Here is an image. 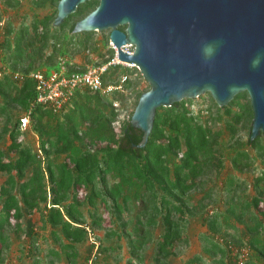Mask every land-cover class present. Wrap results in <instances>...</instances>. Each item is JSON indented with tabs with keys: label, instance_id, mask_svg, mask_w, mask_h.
I'll return each mask as SVG.
<instances>
[{
	"label": "trees",
	"instance_id": "16d2710c",
	"mask_svg": "<svg viewBox=\"0 0 264 264\" xmlns=\"http://www.w3.org/2000/svg\"><path fill=\"white\" fill-rule=\"evenodd\" d=\"M59 1L34 0L37 6L52 4L56 9L30 25L23 23L18 30L8 28L3 43L4 50L10 52L12 70L0 76V116L6 119L2 131L10 139L7 147L0 148V176L6 175L0 184V264H4L13 237H26L34 263L43 264L36 254L43 249L39 229L50 231L45 237L52 244L46 251L48 264H54L62 254L70 264H77L81 245L89 246L85 257L89 264L94 244L89 241L88 228L96 235L97 230L105 229L103 239L97 236L102 257L114 249L106 243L115 238L126 240L130 264H142L149 247L153 248L152 264H169L178 249L189 242V217L207 208L212 199L210 190L198 201L193 192L206 187L209 172L223 168L226 147L233 149L230 162L239 172L256 168L251 151L264 163V134L251 139L250 96L244 91L220 106L209 93L208 117L203 110L193 109L194 99L162 106L144 147L139 146L143 131L130 120L121 133L115 129L114 123L125 108L123 93L109 97L99 91H77L69 103L54 112L37 102L36 82L28 74L36 70L35 63L44 56L50 41L53 49L48 61L59 54L96 50L94 32L73 30L78 20L99 5V0H88L55 26ZM5 3L14 6L20 0ZM104 34L108 44L110 36ZM114 53L110 47L109 56L101 62L110 60ZM122 67L112 66L104 81L116 80L118 72H131ZM17 70L21 76L16 75ZM126 86L130 88L132 80ZM115 100L121 101L119 107L114 106ZM14 110L24 116L15 119ZM25 116L29 123L24 128ZM27 129L36 134L37 146L23 139ZM242 129H249L246 141L238 136ZM227 133L229 140L224 139ZM251 187L252 194L247 192L245 180L227 176L223 187L227 197L222 206L204 217L203 254L185 264L203 263L205 255L211 264H238L239 254L231 247L249 249L244 264H264V168L254 176ZM37 213L40 223L32 219ZM228 234L231 238H224ZM102 259H92V264H105Z\"/></svg>",
	"mask_w": 264,
	"mask_h": 264
},
{
	"label": "water",
	"instance_id": "95a60500",
	"mask_svg": "<svg viewBox=\"0 0 264 264\" xmlns=\"http://www.w3.org/2000/svg\"><path fill=\"white\" fill-rule=\"evenodd\" d=\"M88 0H60L55 26ZM124 26L125 29H121ZM110 30L120 61L136 66L150 89L130 117L143 131L140 147L152 133L157 110L210 93L220 106L247 91L253 109L251 139L264 134V0H99L78 20L75 33ZM217 41L205 63L201 46ZM131 43L133 53L123 46Z\"/></svg>",
	"mask_w": 264,
	"mask_h": 264
},
{
	"label": "rangeland",
	"instance_id": "374dc122",
	"mask_svg": "<svg viewBox=\"0 0 264 264\" xmlns=\"http://www.w3.org/2000/svg\"><path fill=\"white\" fill-rule=\"evenodd\" d=\"M56 9L55 5L47 4L44 6H37L34 3V0H20V3L18 5L14 6H7L5 3V0H0V71H6L11 72L10 67V59H9V53L4 50L3 43L5 42V38L8 37L7 30L8 28L12 27L14 30H18L23 23L30 25L32 21L36 18L41 19L47 15H51L54 10ZM11 24V26H10ZM54 24V23H53ZM107 33L109 35L110 30H105L102 32L94 31V42L96 43L97 49H85L80 52H77L75 54H59L58 57L53 61H48L47 57L52 52V41H50L49 46L45 48L44 56L41 59H38L36 61L35 66L36 70H50L52 68H55L59 66V63L61 60H66L67 63L70 62L71 64H75L77 67H88L93 64H97L101 62V60H104L109 56L107 54V50L112 47V42L110 41V38L108 40V44L105 43V34ZM14 35V33H13ZM105 53V56H102V54ZM70 65V64H69ZM75 65H70L75 66ZM122 68H127L123 66ZM131 69V72L128 73L129 80H132V86L130 88L127 87L126 92L123 93L125 98L124 102V109L120 113L117 121L114 123L115 129L118 133H121L122 127L124 123H126L136 105V102L138 100V96L140 92L146 91L148 88L149 83L144 77L142 76L140 70L132 65L131 67H128ZM137 68V69H135ZM33 70V71H36ZM121 71V70H120ZM16 75L21 76L22 72L17 70L15 71ZM126 73V72H125ZM121 102V101H120ZM211 99L209 97V93L202 94L201 96L194 99L193 102V109L195 110H203L205 112L206 117L209 116V113L207 112V109L211 106ZM215 110V109H213ZM17 110H14V118L19 117L20 115L23 117L24 113H17ZM16 119V118H15ZM6 119L4 116H0V148H5L9 145L10 139L9 134L4 133L3 127L5 125ZM220 124H223L224 122H217ZM216 123V124H217ZM23 124V121H22ZM249 129H242L238 132V136L242 138L243 141H246L248 138ZM225 140L230 139V135L224 134ZM23 139L30 144H32L34 147L37 146V136L31 129H27L23 134ZM227 151L224 155V166L221 170H213L209 172L206 175L207 184L206 187L202 190H198L197 192H193V199L198 201L200 200L205 192L207 190L211 191L212 199L210 200V203L208 204L207 208H205L203 211H197L194 212L193 215H191L189 218V224L187 226L186 232L188 234L189 242L188 244L184 245L183 247L178 249V252L176 255L172 256L169 264H185L188 260L192 259L194 256L198 254H203V234L207 230L206 223L204 222V217L209 215L210 212L214 209H216L218 206H222L223 200L227 197V193L225 191L224 183L226 181V178L228 175H235L236 177H239L240 179H243L248 184V193H253L252 187H251V181L254 178V176L258 175L262 168H264V163L260 157L254 154L253 151H251L252 155H254L255 158V166L256 168L254 170L250 171H244L239 172L237 171L230 162L231 155L233 154V149L231 147H226ZM6 175L0 176V184L5 180ZM209 201V200H208ZM207 202V201H206ZM107 218V217H106ZM33 220H36L38 223H40V215L37 213L34 217H32ZM27 218H25L26 222ZM108 220V218L106 219ZM39 228V226H37ZM109 227V224L106 226ZM40 234L42 235L41 244H42V250L37 251V256H40L43 264H48L49 261V255H46V251L51 247V240H46L45 237H49L50 231L49 229L41 230L39 229ZM97 236L98 238L103 239L105 234V229L101 228L97 230ZM238 236H240L238 234ZM230 239L231 236L224 235V238ZM99 239V240H100ZM244 240V239H243ZM48 241V242H45ZM101 241V240H100ZM117 239L113 238L111 241H107V245H111L114 247V249L110 250L108 252V257H102V254L99 255V258H103L102 262L105 264H130L128 262L129 259V250L126 243V240L122 239L120 241H117L119 244L116 243ZM121 245V246H119ZM88 247L86 245L80 246V257L77 260V264H86L85 263V257L88 254ZM237 248V247H235ZM29 240L26 237L18 238L13 237L12 243L10 247L5 251V259L4 264H35V256L29 255ZM246 251V259H248L249 256V249L244 248ZM146 257L145 261L142 264H152V254H153V248L149 247L146 251ZM205 261L203 263H196V264H211L209 261V256L205 255ZM105 259V260H104ZM54 264H70L69 261L65 258V256L62 254L60 257L55 258ZM139 264V263H137Z\"/></svg>",
	"mask_w": 264,
	"mask_h": 264
},
{
	"label": "built area",
	"instance_id": "2783aa9c",
	"mask_svg": "<svg viewBox=\"0 0 264 264\" xmlns=\"http://www.w3.org/2000/svg\"><path fill=\"white\" fill-rule=\"evenodd\" d=\"M115 50L114 56L106 62H99L85 69L81 67L72 68L66 60H61L59 66L50 70H36L31 71L28 75L36 82L37 102L50 107L54 112H59L77 91L91 90L99 91L106 96L113 97L116 92L125 93L126 83L129 81L128 73L118 72V77L114 81L105 82L103 76L110 73L112 66L121 64L125 67H131L132 64L120 61L118 58L117 48L111 44ZM135 46L128 43L123 46L126 52L133 53ZM2 71H0V76ZM121 102L114 101V106L119 107ZM23 127L25 128L29 123V118L22 119ZM89 241L94 244L93 256L89 261L92 264V259H96L101 255L99 251L100 241L97 235L90 228ZM234 254H239L238 264H244L246 259V251L244 249L238 250L231 247ZM8 264V263H7Z\"/></svg>",
	"mask_w": 264,
	"mask_h": 264
},
{
	"label": "clouds",
	"instance_id": "9594fccd",
	"mask_svg": "<svg viewBox=\"0 0 264 264\" xmlns=\"http://www.w3.org/2000/svg\"><path fill=\"white\" fill-rule=\"evenodd\" d=\"M219 43L217 41H206L201 46V53L205 63H209L215 57L218 50ZM264 56L261 54L257 55L252 60V67H259Z\"/></svg>",
	"mask_w": 264,
	"mask_h": 264
}]
</instances>
